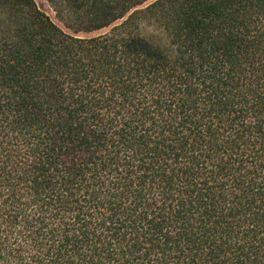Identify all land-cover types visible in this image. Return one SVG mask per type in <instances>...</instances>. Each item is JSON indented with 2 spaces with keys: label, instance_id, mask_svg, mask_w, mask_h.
<instances>
[{
  "label": "trees",
  "instance_id": "obj_1",
  "mask_svg": "<svg viewBox=\"0 0 264 264\" xmlns=\"http://www.w3.org/2000/svg\"><path fill=\"white\" fill-rule=\"evenodd\" d=\"M0 0V264H264V0Z\"/></svg>",
  "mask_w": 264,
  "mask_h": 264
},
{
  "label": "rangeland",
  "instance_id": "obj_2",
  "mask_svg": "<svg viewBox=\"0 0 264 264\" xmlns=\"http://www.w3.org/2000/svg\"><path fill=\"white\" fill-rule=\"evenodd\" d=\"M40 10H42L44 13H46L59 27L63 28L64 30L68 31L62 23L58 19V17L55 14V11L51 7V5L48 3L47 0H34Z\"/></svg>",
  "mask_w": 264,
  "mask_h": 264
}]
</instances>
